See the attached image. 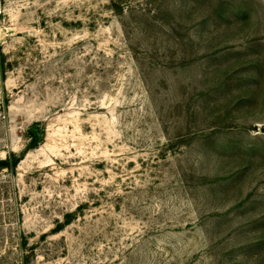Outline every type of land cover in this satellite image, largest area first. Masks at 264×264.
Instances as JSON below:
<instances>
[{"label": "rangeland", "instance_id": "obj_1", "mask_svg": "<svg viewBox=\"0 0 264 264\" xmlns=\"http://www.w3.org/2000/svg\"><path fill=\"white\" fill-rule=\"evenodd\" d=\"M0 264H264V0H0Z\"/></svg>", "mask_w": 264, "mask_h": 264}, {"label": "trees", "instance_id": "obj_2", "mask_svg": "<svg viewBox=\"0 0 264 264\" xmlns=\"http://www.w3.org/2000/svg\"><path fill=\"white\" fill-rule=\"evenodd\" d=\"M17 165H18V162L17 161H15V162H10V161H4V162H2V166H4V167H6V168H16L17 167Z\"/></svg>", "mask_w": 264, "mask_h": 264}]
</instances>
